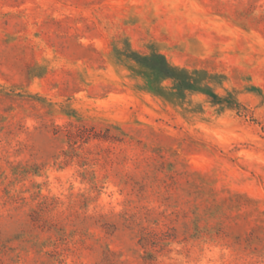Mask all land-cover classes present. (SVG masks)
Returning <instances> with one entry per match:
<instances>
[{
  "label": "rangeland",
  "instance_id": "1",
  "mask_svg": "<svg viewBox=\"0 0 264 264\" xmlns=\"http://www.w3.org/2000/svg\"><path fill=\"white\" fill-rule=\"evenodd\" d=\"M0 264H264V0H0Z\"/></svg>",
  "mask_w": 264,
  "mask_h": 264
},
{
  "label": "trees",
  "instance_id": "2",
  "mask_svg": "<svg viewBox=\"0 0 264 264\" xmlns=\"http://www.w3.org/2000/svg\"><path fill=\"white\" fill-rule=\"evenodd\" d=\"M129 57L137 61L141 66L149 70L157 78H172L178 88L198 89L190 79L186 69L171 65L165 54L151 52L148 54L132 50Z\"/></svg>",
  "mask_w": 264,
  "mask_h": 264
}]
</instances>
